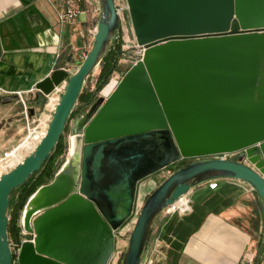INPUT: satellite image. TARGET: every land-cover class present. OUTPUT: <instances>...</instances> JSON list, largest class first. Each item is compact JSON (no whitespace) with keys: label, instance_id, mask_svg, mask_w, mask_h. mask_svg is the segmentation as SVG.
<instances>
[{"label":"water","instance_id":"water-1","mask_svg":"<svg viewBox=\"0 0 264 264\" xmlns=\"http://www.w3.org/2000/svg\"><path fill=\"white\" fill-rule=\"evenodd\" d=\"M96 1L88 55L74 73L59 68L37 83L29 103L33 117L65 84L44 137L0 176V264H14L13 191L43 169L69 129L64 164L24 206L21 226L32 239L22 242L19 264H108L139 183L183 160L143 203L120 264H142L157 220L201 184L242 181L264 206V0H126L144 55L108 98L92 96L78 111L87 81L120 40L116 0ZM238 151L251 165L215 157Z\"/></svg>","mask_w":264,"mask_h":264},{"label":"crops","instance_id":"crops-1","mask_svg":"<svg viewBox=\"0 0 264 264\" xmlns=\"http://www.w3.org/2000/svg\"><path fill=\"white\" fill-rule=\"evenodd\" d=\"M74 3L81 14L72 26L60 18L68 7L66 0H0V87L22 93L26 102L16 95L9 102L0 99V144L4 143L0 158L21 135L22 131L11 133L14 123L36 121V114L29 119L23 114L30 109L28 96L35 97L37 83L59 68L74 73L93 45L98 3ZM119 41L123 47L129 44L124 36ZM92 96L89 91L82 96L78 111ZM39 108L37 105L38 112ZM215 181L216 189L208 182L187 194L188 212H165L157 220L145 253L153 264H244L246 255L260 258L264 206L259 195L239 180ZM141 198L137 191L136 204ZM121 231L116 233L114 253L123 246Z\"/></svg>","mask_w":264,"mask_h":264},{"label":"rangeland","instance_id":"rangeland-1","mask_svg":"<svg viewBox=\"0 0 264 264\" xmlns=\"http://www.w3.org/2000/svg\"><path fill=\"white\" fill-rule=\"evenodd\" d=\"M117 2H118V4H120V6H127L126 0H117ZM122 17H123V22L120 25V34L119 35H120V37L124 36L129 44L127 46L125 44L124 47H123V44H121V51H120L121 54L119 55V57L118 58H115V57L111 58L109 56L110 59L106 61V64H101L100 67L92 74V76L89 78V80L87 81V83L84 87V90H83L84 95L86 92L89 91L91 94H93V96L96 95L97 97L102 96V97L108 98L113 93V91L116 89V87L118 86V84L122 80L123 76L126 74V72L135 63H137L139 58H140L138 55V49L135 45L136 40H135V35L133 32V28H132V24H131V20H130L128 10L124 11ZM116 43L117 42H114L111 49L114 48ZM102 72L107 74L108 77H107V81L104 84V86L102 88H99V84L102 82V77H103V76H101ZM100 77H101V79H100ZM9 98H12V97H9ZM28 98L31 101H33V99H35V97L33 98L30 95L28 96ZM84 98L85 97H83V99ZM80 102H81V100H79V103ZM47 103H48V100L45 98L44 100H41L40 104H38V106L40 107L39 112L36 110V121L34 123H31V125L30 124L27 125V124L23 123L22 121H18V122L14 123V127L12 128L11 133L14 135H18V133L20 131H22V132H20L21 133L20 136H16V138H15L16 140L14 142L15 145H13V147L7 151H12L15 148L21 147L22 145L27 143L26 140H27L30 132H33L35 129H36V132H38L39 134H43L42 132L45 131L46 126L50 122V116L52 115V113L50 112L51 107H46ZM77 110H78V108H77ZM23 115L27 119L26 114H23ZM28 115L30 116L29 111H28ZM26 125H27V129L24 130V126H26ZM0 129H1V126H0ZM70 135H71V133H70V129H69V130H67L66 134L63 136V140L61 142L63 154L59 157V159L62 160V163L60 164L59 168L56 170V173L61 168V166L64 164V162H65L64 159L66 160V157L68 155L69 146H70ZM33 142L34 141H32L31 143H33ZM1 146H4V143L3 144L1 143L0 147ZM28 152L33 153V150L26 151L25 149H23V150H21L20 155L22 157H26L29 155ZM186 163H188L187 160L177 162V163L167 167L166 169H163L162 171H160V172H158V173H156L150 177L145 178L144 180H142L139 183L137 191H138V194L142 196V198L138 199V203L135 204L134 214L132 215V217L122 226L123 228L126 227V230L125 231L122 230V235H120L121 236L120 240L122 241L123 246L118 250L119 253L121 252V254L119 255L120 260H119L118 264H120V262H121V259L123 257L124 251H125L126 246H127V241H128L130 234L132 232V228L134 226L138 212H139L140 208L142 207V204L144 203L146 198L162 182H164L170 175H172L179 168L183 167ZM0 173H1V169H0ZM55 174H54L53 178L51 179V181L54 179ZM20 195H21V191L17 190V192L14 195H11V199H14V201L17 202L20 199ZM23 209L19 211V216H18L19 218L17 221L18 228H16L14 231L15 237H18V239L16 240L14 235H11L9 233L10 240L13 241L14 243H17V244L20 242L32 239V236L30 234H25V233H23V230H22L21 216H22ZM8 216H9L10 221H11V219L13 217V212L8 210ZM259 256H260V258H258L259 260L257 261V264H264V241L262 243V252H261V255L259 254ZM144 259L147 260L146 255H145ZM16 264H19V261ZM145 264H146V262H145Z\"/></svg>","mask_w":264,"mask_h":264},{"label":"built area","instance_id":"built-area-1","mask_svg":"<svg viewBox=\"0 0 264 264\" xmlns=\"http://www.w3.org/2000/svg\"><path fill=\"white\" fill-rule=\"evenodd\" d=\"M66 2H67L68 7L61 14V17H60L61 22L63 24H68V25L73 26L77 22L81 12H80V9L75 6L74 0H66ZM117 5H118V9H119V13H120V19H121V23H122L123 22L122 15H123L124 11L128 10V7L127 6H120V4H118V2H117ZM136 47L138 49V55L140 57L139 58V60H140V59H142V57L144 55V48H141L137 45H136ZM64 89H65V84H62L61 86L56 87L50 95L46 96V99L48 100L46 107H51L50 112L52 114L55 110V107L57 106V104L59 102L61 94L64 92ZM31 92H34V91H31ZM13 95H16L20 99L22 98V93L8 91V90L0 87V99H2L4 97H11ZM22 101L26 105V102H25V100H23V98H22ZM27 108H26L25 114H26V117L29 119L30 118V116L28 115L29 109H27ZM51 118H52V115L50 116V120H51ZM32 122L34 123L35 121L32 120ZM47 128H48V125L46 126V129L43 132V135H41V138H39L40 141L44 137ZM38 134L39 133L36 132V129L33 132H30L26 142L31 143L33 140H35L36 137H38ZM18 150H19V147L15 148L12 151L4 152L2 158L0 159V169H1L0 176L4 173L11 171L16 165H18L19 163H21L24 160L23 159L22 161L18 162L17 164H14V154H18ZM28 153L30 155L32 152H28ZM20 154H19V156H21ZM242 156H243V160H242L243 163H245L247 165H251L250 160H249L248 156L246 155V151H238V152H234V153H223V154L217 155L215 157L220 158V159H225V160H239V158ZM26 157H24V158H26ZM209 183H210L209 186L211 189H216L218 187V183L216 181H211ZM186 196L183 197L180 201H178L173 207L169 208L166 212H170V211H177L180 213L188 212L190 209H189L188 202L186 201ZM120 229L125 231L126 227H124V228L121 227ZM11 245H12V250H13V254H14V264H16V263H18V257L20 254L22 242L17 244V243H14L13 241H11ZM120 254H121V252L120 253L115 252L108 264H118V262L120 260V256H119ZM257 258H258L257 255H252V254L246 255L244 264H256ZM145 262H146V264H153V261L151 259H147V260L143 259L142 264H145Z\"/></svg>","mask_w":264,"mask_h":264},{"label":"trees","instance_id":"trees-1","mask_svg":"<svg viewBox=\"0 0 264 264\" xmlns=\"http://www.w3.org/2000/svg\"><path fill=\"white\" fill-rule=\"evenodd\" d=\"M121 41H118L113 49H110L107 56L103 60L102 64H106V61L110 59V57L118 58L121 54ZM110 56V57H109ZM104 74V75H103ZM102 82L99 84V88H102L104 84L107 81V74L102 72L101 74ZM101 79V77H100ZM84 93L81 94L80 99ZM63 140V137L61 138L56 150L54 151L53 155L44 163L43 169L33 175L30 180L21 188L17 189L21 191L20 199L15 202L14 199H11L10 201V207L9 210L13 212V217L10 221L9 226V233L11 235H14L15 237V229L18 228L17 221L19 216V211L22 210L29 199V197L42 185L48 184L51 179L53 178L54 174L56 173V170L59 168L60 164L62 163V160L59 159V157L63 154V149L61 146V142ZM17 190L13 191L12 195H14ZM17 240L18 237H15ZM257 264V263H256Z\"/></svg>","mask_w":264,"mask_h":264},{"label":"bare ground","instance_id":"bare-ground-1","mask_svg":"<svg viewBox=\"0 0 264 264\" xmlns=\"http://www.w3.org/2000/svg\"><path fill=\"white\" fill-rule=\"evenodd\" d=\"M41 135H43V134H39L38 137H36L35 140H33L34 141L33 143L27 142L24 145H22L21 147H19L18 154H14V164H17L18 162H20L24 159V157L19 156V154L21 153V150L25 149L26 151H28V150H33V152L35 151L36 147L40 143L39 138H41ZM172 212H174V211H172Z\"/></svg>","mask_w":264,"mask_h":264},{"label":"flooded vegetation","instance_id":"flooded-vegetation-1","mask_svg":"<svg viewBox=\"0 0 264 264\" xmlns=\"http://www.w3.org/2000/svg\"><path fill=\"white\" fill-rule=\"evenodd\" d=\"M41 103V100H40V102H39V104Z\"/></svg>","mask_w":264,"mask_h":264}]
</instances>
